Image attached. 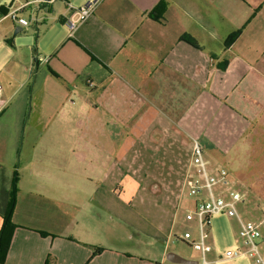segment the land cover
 Instances as JSON below:
<instances>
[{"label": "crops", "instance_id": "0c3cea01", "mask_svg": "<svg viewBox=\"0 0 264 264\" xmlns=\"http://www.w3.org/2000/svg\"><path fill=\"white\" fill-rule=\"evenodd\" d=\"M33 1L0 0V209L18 189L6 264H174L192 141L227 170L219 193L250 201L264 0H103L73 32L87 0L30 4L9 46L8 6Z\"/></svg>", "mask_w": 264, "mask_h": 264}, {"label": "built area", "instance_id": "2783aa9c", "mask_svg": "<svg viewBox=\"0 0 264 264\" xmlns=\"http://www.w3.org/2000/svg\"><path fill=\"white\" fill-rule=\"evenodd\" d=\"M53 0H36L26 2L21 7L15 8L13 4L8 6L9 17L14 23L21 27H26L30 24L27 19L19 17V11L30 4L42 5L49 4ZM103 0H87L80 7H73L71 14L65 22L67 28L73 32L80 24L86 22L94 13L96 8ZM3 88L0 84V112L5 108V100L2 96ZM190 161L188 165V178L190 183H187L189 195L195 198V212L187 213L186 219L192 220L194 215L197 217L201 239L199 241L190 240L192 237L189 233H185L184 240L189 243L194 250L201 253V264H213L206 258L205 236L206 229L210 227L211 217L218 214H226L229 217H237L240 219L237 204L243 203L246 200L245 195L238 191H232L229 198H223L215 193L216 187H228V172L225 169H218L212 172L209 163L204 157L203 149L200 143L196 140L192 141L190 146ZM204 192L203 197L201 194ZM263 220L260 225L254 222L242 223V228L245 236L243 247H234L224 253V258L234 260L238 258L250 257L255 264H264V255L262 253V245L264 243L263 233L261 228H264V205L261 208Z\"/></svg>", "mask_w": 264, "mask_h": 264}, {"label": "rangeland", "instance_id": "374dc122", "mask_svg": "<svg viewBox=\"0 0 264 264\" xmlns=\"http://www.w3.org/2000/svg\"><path fill=\"white\" fill-rule=\"evenodd\" d=\"M15 25V24H14ZM29 28L23 27L22 36H25L26 31ZM252 159L254 160V167L252 168L253 180H243L246 182V188L244 191L249 193L250 201L237 204L240 219L237 217H229L226 214L213 215L211 217L210 227L206 229L205 246H206V258L213 264H255L254 260L250 257L238 258L234 260L225 259L224 253L234 247H243L245 236L242 228V223L254 222L258 225L263 220V213L261 208L264 205V139H260L255 142V146L252 151ZM257 162V163H256ZM260 172H263L262 174ZM233 174V173H232ZM249 174V173H247ZM232 179V177H230ZM229 187V186H228ZM227 187V188H228ZM219 188H215V193L218 196L228 199V195L219 193ZM234 190V189H233ZM242 192V190H239ZM204 192L201 194L203 197ZM184 200L189 202L187 212L182 208L179 218V226L177 236L174 238V250L178 254L184 255L186 258L193 256L195 261L201 264L202 255L197 250L187 243L183 238L185 233L191 235L192 241H199L201 239L200 229L197 221V217L194 215L192 220H187V213L195 212L194 197L189 195V188L184 192ZM185 202V201H184ZM245 203V204H244ZM184 206V205H183ZM264 239V228H261ZM262 253L264 255V243L262 245Z\"/></svg>", "mask_w": 264, "mask_h": 264}, {"label": "trees", "instance_id": "16d2710c", "mask_svg": "<svg viewBox=\"0 0 264 264\" xmlns=\"http://www.w3.org/2000/svg\"><path fill=\"white\" fill-rule=\"evenodd\" d=\"M157 9H159V7L154 9L152 13H155ZM1 11H4V9H1ZM154 15L155 14H153V16ZM154 17L156 18V16ZM17 190V178L14 177L5 205L2 209H0V216L2 218V226L0 229V264H6L8 251L16 229V225L13 222V214L17 201ZM100 251L101 249H97L94 255L100 253Z\"/></svg>", "mask_w": 264, "mask_h": 264}, {"label": "water", "instance_id": "95a60500", "mask_svg": "<svg viewBox=\"0 0 264 264\" xmlns=\"http://www.w3.org/2000/svg\"><path fill=\"white\" fill-rule=\"evenodd\" d=\"M14 31L11 35V37H9L8 39L5 40V42L9 45L14 47V40L16 39V37H18L19 35L22 34L23 32V27L19 26V25H14ZM167 261H169L170 263H174V264H199L198 261H194V260H189L186 259L176 253L170 252L167 254L166 256Z\"/></svg>", "mask_w": 264, "mask_h": 264}]
</instances>
